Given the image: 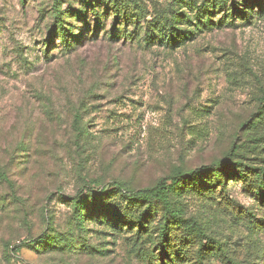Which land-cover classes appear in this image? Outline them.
<instances>
[{
	"label": "rangeland",
	"instance_id": "rangeland-1",
	"mask_svg": "<svg viewBox=\"0 0 264 264\" xmlns=\"http://www.w3.org/2000/svg\"><path fill=\"white\" fill-rule=\"evenodd\" d=\"M135 1L149 21L173 2ZM54 2L0 0V168L12 181L0 178V264H157L132 231L105 224L77 234L96 247L91 253L23 243L45 240L48 225L71 231L67 200L84 181L139 190L176 168L221 159L233 144L250 162L264 161V125H251L264 91V11L252 1L246 17L225 18L217 7L194 40L174 49L109 40L104 31L120 27L113 17L95 36L89 15L75 50L63 51L55 33L46 52ZM185 11L194 17L195 9ZM81 101L86 125L77 138L71 113ZM229 180L221 204L188 196L185 208L236 262L264 264V205L242 181Z\"/></svg>",
	"mask_w": 264,
	"mask_h": 264
},
{
	"label": "trees",
	"instance_id": "trees-1",
	"mask_svg": "<svg viewBox=\"0 0 264 264\" xmlns=\"http://www.w3.org/2000/svg\"><path fill=\"white\" fill-rule=\"evenodd\" d=\"M252 1L259 3L264 11V0H243L244 9L237 8L236 0H203L202 3L173 0L168 11L159 12L149 21L148 11L135 0H78V8H63L62 1L55 0L51 35L45 41L46 52L55 33L63 51L75 50L82 41L83 29L89 27V15L97 23L95 36L103 21L113 17L120 27L104 31L109 40L122 38L145 42L148 47L158 45L174 49L194 40L198 32H202V25L207 24L203 20L204 14H211L220 7L225 18L229 13L246 17ZM190 8L195 9L194 17L185 11ZM258 101L257 117L251 125H264V91ZM85 112L86 104L81 101L71 113V125L76 126L77 138L84 134L80 125H86ZM238 148L233 144L224 157L199 168L189 171L176 168L139 190L123 184L105 186L94 180L84 181L82 189L67 200L72 210L71 231L57 233L48 225L45 240L36 238L23 244H33L37 251L76 254L85 250L91 253L96 247L89 244L85 236L77 234L86 233L89 224L96 223L117 231H132L134 244L146 245L145 253L157 264H213L214 258L225 264H239L228 254L220 239L185 208L188 196L221 204L229 197L228 178L242 181L243 187L264 205V161L250 162ZM0 178L8 184L12 182L1 168ZM22 246L14 245L10 252L14 255Z\"/></svg>",
	"mask_w": 264,
	"mask_h": 264
}]
</instances>
